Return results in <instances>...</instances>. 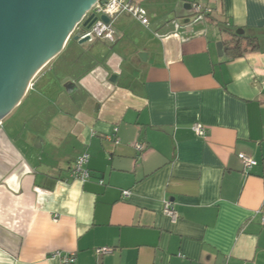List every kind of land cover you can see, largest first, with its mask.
Segmentation results:
<instances>
[{"label":"crops","instance_id":"1","mask_svg":"<svg viewBox=\"0 0 264 264\" xmlns=\"http://www.w3.org/2000/svg\"><path fill=\"white\" fill-rule=\"evenodd\" d=\"M133 3L148 26L68 39L0 122V264H264V0Z\"/></svg>","mask_w":264,"mask_h":264},{"label":"water","instance_id":"2","mask_svg":"<svg viewBox=\"0 0 264 264\" xmlns=\"http://www.w3.org/2000/svg\"><path fill=\"white\" fill-rule=\"evenodd\" d=\"M97 0H0V122L20 103L29 83L60 53L75 25ZM90 14L82 28L90 29ZM109 23V18L100 16ZM79 45L90 36L72 37ZM222 53V44H217Z\"/></svg>","mask_w":264,"mask_h":264},{"label":"built area","instance_id":"3","mask_svg":"<svg viewBox=\"0 0 264 264\" xmlns=\"http://www.w3.org/2000/svg\"><path fill=\"white\" fill-rule=\"evenodd\" d=\"M134 0H97L90 10L83 16L81 21L77 23L70 33L68 39L74 35H79L80 38L90 36V41L94 39H106L109 41L113 40L112 23L122 13H129L137 20H139L144 26H148V20L144 17L143 11L133 3ZM193 10L196 14H202V8L198 4H192ZM94 14L96 20L94 24L88 30H83L82 23L90 15ZM105 15L109 18V23H104L100 20V16ZM67 39V40H68ZM32 85V81L29 83V87ZM192 131L197 137L205 138L206 130L205 127L200 123H194L191 126ZM138 150H141V145H136ZM238 158L243 165V169L246 172L250 168L256 165V161L249 156L239 154ZM88 161V155L82 154L74 162L72 169V175L75 178L85 180L88 178V172L84 169ZM125 195L128 192H124ZM163 213L169 217L172 221H175L177 216L169 202H165L163 206ZM262 224H264V217L262 218ZM111 248L101 247L95 249V253L99 256L110 254ZM49 258L57 260L60 264H72L74 263L73 254L63 253L55 251L50 253Z\"/></svg>","mask_w":264,"mask_h":264},{"label":"trees","instance_id":"4","mask_svg":"<svg viewBox=\"0 0 264 264\" xmlns=\"http://www.w3.org/2000/svg\"><path fill=\"white\" fill-rule=\"evenodd\" d=\"M224 52L232 57L239 56L246 51L257 49V43L254 38L244 37L237 34L230 35V38L222 43Z\"/></svg>","mask_w":264,"mask_h":264},{"label":"rangeland","instance_id":"5","mask_svg":"<svg viewBox=\"0 0 264 264\" xmlns=\"http://www.w3.org/2000/svg\"><path fill=\"white\" fill-rule=\"evenodd\" d=\"M170 1H171V0H170ZM172 1H173V0H172ZM187 1H190V2H191L192 0H187ZM159 12H162V10H160Z\"/></svg>","mask_w":264,"mask_h":264},{"label":"flooded vegetation","instance_id":"6","mask_svg":"<svg viewBox=\"0 0 264 264\" xmlns=\"http://www.w3.org/2000/svg\"><path fill=\"white\" fill-rule=\"evenodd\" d=\"M83 30H85V29H83Z\"/></svg>","mask_w":264,"mask_h":264}]
</instances>
